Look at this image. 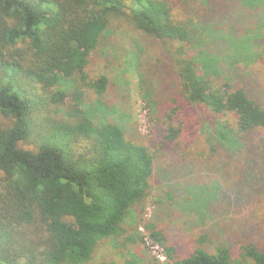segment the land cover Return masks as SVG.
<instances>
[{
	"label": "trees",
	"instance_id": "trees-1",
	"mask_svg": "<svg viewBox=\"0 0 264 264\" xmlns=\"http://www.w3.org/2000/svg\"><path fill=\"white\" fill-rule=\"evenodd\" d=\"M263 16L264 0H0V264H160L138 246L152 196L144 225L173 264H264L221 236L210 164L245 149L248 171L264 143ZM133 77L149 138L120 111ZM164 220L208 226L181 256Z\"/></svg>",
	"mask_w": 264,
	"mask_h": 264
},
{
	"label": "rangeland",
	"instance_id": "rangeland-1",
	"mask_svg": "<svg viewBox=\"0 0 264 264\" xmlns=\"http://www.w3.org/2000/svg\"><path fill=\"white\" fill-rule=\"evenodd\" d=\"M229 12H231L232 9H227ZM238 12V16H239ZM243 16L240 15V18ZM260 23H264V16L259 19ZM251 24L252 22L249 21ZM256 23V21H254ZM127 57H131L130 52L128 53ZM94 66H92L93 68ZM118 67V66H117ZM120 67H118L119 69ZM133 68L131 66H127L124 68L123 72L127 76L134 74V72L130 71ZM132 72V73H131ZM259 79L264 80V65H258V68L256 69V72H254ZM134 78V77H133ZM137 80L134 78L129 86L127 87L128 94L126 99L123 98L124 107L120 109L121 112H125L126 114L131 113V119L135 126H137V132L140 133L141 136L145 137H152L153 133L152 130H150V125L148 121L146 120V113L143 109V103L140 99L139 93H138V84L136 83ZM254 86V84H252ZM124 87V89H125ZM256 92L254 93L256 98L261 101L264 100V82L261 81L260 85H257L255 87ZM108 100V99H107ZM109 101V100H108ZM264 102V101H263ZM122 103V102H121ZM203 113H205V110L200 107L196 108H186L182 110V112L179 114L181 117H187L190 115L189 120H184L186 124H190L191 121H194L196 125H199L202 121L201 117L203 116ZM201 116V117H200ZM200 122H199V121ZM194 125L189 126V130L193 128ZM189 135H191V132H188ZM200 141L202 142V145L200 147H196V150H200L206 148V144L203 143V137L199 136ZM259 140V137L255 135V133H252L248 136H246L243 140V146L244 148H247L246 146H255L259 145L257 144ZM257 152L255 153V156L252 155L250 160H255L256 164L252 165L251 168L248 171H244L245 169V162L242 161L244 159V151L238 152L233 160H228V163L226 166L222 164V161H220V158L222 157L223 151H217L216 155L213 159V164L211 166L215 165L217 172L213 171L211 173V177L214 180H217V183L220 185L221 188H223L226 192L222 193L223 199H226L227 202H223L222 206L226 207L224 215L226 216V219L228 221V226H230V229L225 228V232L221 233V236H229L228 232L231 235V241L234 245V241L238 244L245 243L247 241H253L257 246L264 248V189H261L262 184L264 183V143H262L258 148ZM258 153V154H257ZM204 167H209L205 159L208 155H210V152L204 153ZM261 165L263 167H261ZM196 180L199 182L206 181V178L201 176L200 173L197 174ZM243 177V178H242ZM232 188V189H231ZM226 195V197H225ZM153 196L150 198V200L147 202L145 207L141 211V217L142 221L139 225H137V228L139 232H142L143 236H145V233L149 236V231L145 228L144 223L148 221L153 214L154 204L152 203ZM240 200V202H238ZM229 203V205H228ZM132 222L130 221L129 224ZM158 223L161 226H167L168 227V234L170 238L172 239L173 243L178 248V254L181 256H186L187 253L190 252L192 247L194 246V237L200 232V230H203L205 227H207V224H204L205 226L200 227L199 230H192L188 231L187 227L184 230H176L178 231V237H176L175 233H173V230H175L170 224L169 221H163ZM226 220L224 218H221L220 224L225 225ZM182 225L184 227V224L182 222ZM140 227V229H139ZM218 230V229H217ZM219 231V230H218ZM138 246L141 249H144L148 256L150 258H153L156 260V255L153 252V249L146 248V244L139 243ZM233 258L237 260V251L232 252ZM160 264H173L169 260L164 261H158ZM251 264L250 262H248Z\"/></svg>",
	"mask_w": 264,
	"mask_h": 264
},
{
	"label": "built area",
	"instance_id": "built-area-1",
	"mask_svg": "<svg viewBox=\"0 0 264 264\" xmlns=\"http://www.w3.org/2000/svg\"><path fill=\"white\" fill-rule=\"evenodd\" d=\"M139 229H140V227H139ZM143 241H144V244H146V246L148 248L153 249V252L156 255V260L161 261V262L164 260H167V258L165 257V253L163 251V248L158 243L154 242L146 233H145Z\"/></svg>",
	"mask_w": 264,
	"mask_h": 264
}]
</instances>
